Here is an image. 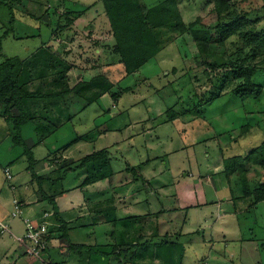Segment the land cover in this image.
<instances>
[{
	"label": "crops",
	"instance_id": "crops-1",
	"mask_svg": "<svg viewBox=\"0 0 264 264\" xmlns=\"http://www.w3.org/2000/svg\"><path fill=\"white\" fill-rule=\"evenodd\" d=\"M46 1L48 2V0ZM142 1L147 6L154 7L166 0H160L161 2L158 1L154 4H147L144 0ZM30 3L32 5V7H30L31 9L25 8L30 12L33 10H42L45 6L44 1ZM99 3H101L100 0H55V3H52V7L54 10L53 15L56 18V25L51 30V37L49 40L46 43H40V45L34 44L31 47H27L28 49L24 56H11V58L18 57L21 60H27L31 65V70L34 74L31 75L32 78L28 80L26 86V90L30 93L61 90L60 83H64V85L69 88H73L80 81L89 82L94 77L100 75L107 77L115 87L112 92L103 95L96 103L90 105L86 110L76 115H73V113L66 108V100L64 99L30 101L29 111L32 118L21 130L24 146L14 143L10 131L12 127L10 120L3 116L0 117V226H9L8 231L5 232H2L0 227V264H120L119 260L121 259H116L114 256H112L111 259L108 258L105 254V250L111 249V246L120 244L135 245L138 241L141 243L146 241L159 242L167 237H175V239L184 238L180 240V243H183L185 246L183 264H222L218 259L219 255L216 252V248H218L216 247V243L223 241L226 245H231L232 242L235 243L238 241L254 242V240H250V238L253 237H246L245 239L239 237L238 239H233L234 235L230 234L227 218L236 214L237 219H239V216L245 213L254 214L255 217L257 208L264 204V201L253 204L254 201L252 196L247 195L241 185L243 178H245V181L248 183L250 190H253L259 183H264V167L247 164V173L244 177V175H241L239 172H227L225 161L232 158L247 157L252 151L264 143V135L260 133L262 140L259 146H253L254 141L252 137L254 135V129L251 124L245 121V116L249 114L245 112V122L242 124L241 132L237 135V138L235 136L232 137V146L229 147V142L226 141L225 147H219V156L217 159L213 160V163L212 161H207L208 170L205 174L199 175L197 178L195 176L191 177V172L185 175L186 177H191L196 180V184L193 187H189V190L187 187L182 189V191L184 190L182 195L186 193L190 198H196L199 194V196H202L204 199L207 192L211 189L218 194L219 189L216 181L218 178H224L222 188L224 189L223 193L227 194L224 200H211L187 207L179 206L178 211L174 209V211L179 212L174 214H178L179 216L173 218L175 219L173 223L182 225L179 232L170 234L167 228H164V230H160L157 233L155 229L159 223V218L165 217L166 213L172 214L173 210H171V212L162 207L160 211H151L147 206H152L153 204L155 209L157 203L161 205L164 199L167 201L171 199L180 201L182 199L181 194L179 195L174 189V181L167 178L165 170H159L157 167L150 168V174L148 170L145 172L146 168L155 160L154 158L135 165L126 164L124 166H119L118 170L117 167L119 162H122V159L119 157L115 148L117 145L124 142L123 137L120 138L119 136L122 134H119L120 130L115 128H101L103 125H98L97 123L101 117L106 118V116L111 115V109L101 108L99 111L97 108V113L88 115L87 113L92 111L91 108L94 105L99 106L106 97L111 99L113 109L119 110L118 107L122 98L127 95L131 104L126 106L124 111L119 110V113H115L113 119H116L118 115L122 114L130 115L131 113L129 112L140 114L139 107L143 104L145 99L142 98V94H136L137 91L134 90V85L123 86V83L124 81H129L135 76H138L140 72H142L141 70L152 60L156 61L157 64H162L163 60L169 58L168 55L162 56V54L174 48L175 45L173 44H175V42L160 52L136 73L128 76L124 65L120 63L119 56L114 54L111 50L115 44V38L112 34L111 25L106 16L103 4L102 7H100ZM15 4L20 3L17 1ZM2 7L3 6H0V8ZM25 9L24 11H26ZM15 11H17V8H13L12 11L14 19L13 24L16 21ZM91 11L93 14L89 15ZM46 15L49 14L46 13ZM32 18H34V16H32ZM48 18H45V20ZM13 30L12 28V30L9 31L8 36H6L4 32L2 38L7 39L10 37L13 40H29V38H32V36L29 35H26V37L12 35ZM54 35H56L55 38H52ZM40 48L43 50L42 55L30 61L33 54L39 50L41 51ZM0 49H2V45H0ZM90 51L93 52V56L88 54ZM47 52L50 54H47ZM0 55H2L1 52ZM49 55H51L50 59H47L46 57H49ZM3 56L4 55H2V57ZM89 56L93 57V62L91 64L85 62ZM5 57L7 58L10 56H4V58ZM4 60L5 59L1 61L0 65ZM43 61H46V63ZM75 73H77V75ZM62 75H64V79H61ZM168 75H170V73ZM171 76L165 80L162 88L156 89L153 92V95H159L162 101L174 99V101H171L172 103H182L181 105L184 106L178 111H175V108L178 106L169 107L166 111V118L168 120H164L163 123H172V126H176L177 129L174 131H181L183 139H187V137L194 139L196 137L192 135V131L196 129V121L199 122L201 119H210L208 121V126H210V130L213 132L211 138L205 139L204 137V140L201 141L195 139L193 143L189 142L187 144H182L176 149H173L171 155L186 151L188 148L196 147L200 142H202V144L205 143V146L209 149V145L212 143L209 141L213 140L217 142L218 140V142H220V138L228 136L229 133L225 134L220 128L216 127L221 133L211 129V121L213 122L216 120L215 117H212L214 114H210L209 119H206L202 111H200L203 106L210 107L214 105L218 99L226 96L224 92L226 88H224L218 99L210 103H207L208 101H205V103L202 102V106L196 111V104L198 103H192L185 98L179 100V98L182 97L180 94L181 88L179 86V89L176 91L173 90L176 88V85H178V82L172 81L171 79L173 76ZM147 82V79H144L141 85L147 87ZM256 84L262 87V94L259 98L251 97L242 99L236 94H233L232 92L234 89H232L231 93L236 101V107L227 109L228 112H226V114H235L236 111L241 108V105H244L242 102L248 99L250 101L253 99L251 101L253 104L259 102L261 99L263 100V84ZM166 87L171 88L170 93L164 92ZM123 89H129V91L123 92L121 91ZM113 93H119L120 96L115 100L112 97ZM163 93H165V95ZM204 99L205 98H202L200 101ZM263 107L262 111L260 110L258 113H260L262 117L261 120L264 122ZM254 111L255 113L257 112L255 107ZM168 112L171 113L168 114ZM72 116L73 118H71ZM111 119L112 118H110L109 121H111ZM68 125L75 127V138L61 147L55 146L53 148L51 144L56 141V133ZM26 127L28 129L32 128L34 135H28V129H25ZM132 127L133 123H128L121 131L122 133L128 132ZM227 127L229 128V126ZM133 134L136 135L137 132L135 131ZM107 135L113 137V139L109 141L107 147L99 149L93 145L95 142L96 144L101 143ZM244 140H249V142ZM25 146L30 148L34 154V171L38 176L43 177L41 184H37L32 178L31 172L28 170V162L24 156ZM87 147L91 148V153L85 156H78L81 155L83 150ZM39 149H43L44 151L49 149V151H47L46 156L38 158L35 156V153ZM102 150H107L110 153L111 166L114 171L112 178L84 185V181L87 178V172L85 170L69 172L66 175L64 174L67 168L74 167V163H79V161L86 156ZM244 151H247L246 154H244ZM77 152H79V154H76ZM230 152H234V155L228 156L227 154ZM19 163H21V165ZM18 166H20V171L14 173V170L18 168ZM6 169L10 170L12 176L11 180L6 177ZM153 172L156 174H152ZM72 174H74V176L77 175V179L74 177V179H76L74 181L70 178ZM117 175H122L123 177L117 180L115 179ZM68 179L69 186H66L65 183ZM140 182L142 183L141 185ZM6 187L9 188L12 195L7 192ZM51 200L58 208L57 214L53 210V205L50 203ZM238 201L244 202L241 207L236 205ZM225 206L232 209H227ZM111 207L115 209L117 219L114 223H108L104 218L106 208ZM200 207L202 209L204 207L208 209L215 208V211H212V214L207 216V220L200 219L202 215L199 216L198 214L197 218H199V222L196 228L192 230L188 228L191 223L189 212L193 209L200 210ZM181 210H186V212H181ZM15 218L20 219V222L16 225L12 223V220ZM194 218L196 222V214ZM24 219L38 223L46 220L51 224L49 227V234L50 232L52 233L50 234L52 238H49L50 247L45 254V263L28 257L16 241V237L20 236L19 233L25 231ZM173 219H166L165 221L170 224ZM106 224H113L112 226H114L115 229L117 228L115 230V232H117L116 235H111L112 243H105L103 234H98V232L95 231V229L101 228ZM12 225H14V229L17 231L18 235L13 233ZM221 225H223L222 228H220ZM216 226L220 228V233H223V237L220 239H216L215 235L212 233ZM209 231L211 234L206 236V233L209 234ZM76 232H86V235L82 236L85 242H82L81 239L83 238L80 239V235L76 238ZM6 236H8V238H6ZM86 238L89 242H86ZM229 240L231 242H228ZM233 251L237 250L233 249ZM238 252L242 254V251L238 250ZM127 256L130 259V255ZM224 257H230L231 260V254L224 253ZM234 257L235 256H232V258ZM225 259L224 262L227 264V259L226 261ZM125 261L126 260L123 259L122 264H125Z\"/></svg>",
	"mask_w": 264,
	"mask_h": 264
},
{
	"label": "rangeland",
	"instance_id": "rangeland-1",
	"mask_svg": "<svg viewBox=\"0 0 264 264\" xmlns=\"http://www.w3.org/2000/svg\"><path fill=\"white\" fill-rule=\"evenodd\" d=\"M20 4H14L13 8H17V11H15L16 14V21L13 24L11 22V12L8 8L2 7L0 8V45H2V49H0V52L4 56H24L26 54L27 47H31L34 44L40 45V43H46L49 38L51 37V30L56 25L55 17L53 15V7L52 3H55V0H17ZM44 1L45 6L42 8V10L38 11H28L26 10L31 9L32 7L30 2L38 3ZM147 4H154L160 0H144ZM163 1V0H161ZM160 1V2H161ZM232 1V5L234 8H236L237 12L239 14L246 13V11H254L255 13L258 12L257 15L261 17V20H259L260 24L257 26L258 30L264 32V9H262V0H230ZM213 2L214 0H178V8L182 15V18L186 24L189 23H195L197 19L201 20L200 29L211 27L214 28L217 25V20L215 15H213L211 12L213 11ZM30 3V5H29ZM43 3V2H42ZM27 5V6H26ZM100 7H102V3H99ZM24 7V8H23ZM26 8V9H25ZM24 9L26 11H24ZM49 10V11H48ZM96 12V11H94ZM48 13L49 15H46ZM93 14L91 11L89 15ZM102 15V14H101ZM34 16V18H32ZM50 17V18H48ZM45 18H48L45 20ZM257 25V24H256ZM14 29L12 32V35L18 36H24L26 35L32 36V38H29V40H13L12 38L3 39L2 36L4 32L10 31L11 29ZM36 36V37H35ZM177 41V42H176ZM175 47L171 48L170 50H167L162 54L168 55L169 58L167 60H163L162 64H157L156 61L149 62L140 72L138 76H135L131 80L124 81L123 86L128 85H134L133 88L136 90V94L140 95L142 94V98L145 99L143 101V104L139 107V113H131L130 115L122 114L118 115L116 119H113L114 114L119 113L120 111H124L125 107L130 105L131 102H129V98L127 95H125L121 103L119 105L118 109H113L112 107V101L109 97H106L102 100L99 106L94 105L91 108V112L88 114H95L98 112L99 109H111V115L106 116V118H100L99 121H97L98 125H103L101 128H115L117 130H120L119 135L120 138L123 137V141L121 144L117 145L115 150L117 151L119 157H121L122 162H119V166H124L126 164L135 165L141 162H144L148 159H155L149 167L146 168L145 172L150 174L151 170L150 168L157 167L159 170H165L167 178L171 179V181H174V189L181 194V200H162L161 205L160 203H157V206L154 209V205L152 204L147 206L148 209L150 208L151 211L162 210V207H164L166 210H173L172 214L166 213L165 217L159 218V223L155 229L157 233L160 230H164V228H167L168 232L170 234H175L179 232V229L182 228V225H178L175 222V219L179 213L174 211V209H177L178 207H187L191 205H197L198 203H203L206 201L211 200H224V197L227 194H224L223 186V179L224 178H218L216 181L217 187L219 189L218 194H216L213 189L207 192L206 197L203 199L202 196H199L196 198H190L188 194H183L185 187L189 190V187H193L196 184V180L192 179L191 177H196L199 175H203L207 172L208 166L207 161H212L217 159L219 156V147H225L226 141L229 142V147L232 146V137H236L241 132L242 124L246 121L247 123L251 124L253 127V146L257 147L259 146L262 137L260 136L262 133L264 135V122L261 120V115L258 113L260 110L262 111V107L264 105V99L259 100V102H251L249 99L246 101H243L242 103L244 105H241V108L236 111L235 114L227 113V109L236 107V101L232 97L234 92L231 93L232 89H235L237 85L241 83V81H233L231 74L228 70L230 68V64L228 62H233L236 64H240L242 62L247 64H254L258 67V71L255 74V78L253 79L254 82L258 84H263L264 88V55L261 56L259 54H256V49L251 47H246V42L242 37L233 36L228 41H226L225 44L219 43V39L213 40L210 45L211 53L203 56L198 51V46L195 44L194 38L190 34H185L183 36L177 37V39L174 41ZM173 42V43H174ZM115 43V42H114ZM172 44V43H171ZM169 44V45H171ZM115 45V44H114ZM168 45V46H169ZM112 50V49H111ZM172 53V54H171ZM47 54H50L47 52ZM88 54H91L93 56V52L90 51ZM0 55V63L3 61L4 56L2 57ZM49 57H46L47 59H50ZM34 58H30V61ZM223 59V61L219 60ZM158 60V59H157ZM206 60V61H205ZM46 63V61H43ZM87 64H91L93 62V57L89 56L86 61ZM204 62H209L212 64H220L222 65L223 62L227 65L223 66H217L211 73L207 74L208 68L204 65ZM222 63V64H221ZM88 69V68H87ZM170 75H168L169 73ZM31 75L32 72L30 73ZM77 75V73H75ZM93 74V73H92ZM181 74V75H180ZM173 77H172V76ZM228 75V77H227ZM171 76L172 81L178 82V85H176V88L173 89L176 91L179 89V86L181 88V98L186 99L187 101H191L192 103L196 102V106L205 103V101H210L211 98L216 93V89L212 87L213 82L217 83V87L219 86L222 81H225V90L226 96L222 97L221 99H218V101L212 105V106H203L200 111L204 114V117L206 119H209L210 114H214L212 117H215V121H211L212 128L219 132L217 128H220L222 132L225 134H228V136H224V138H220L218 142H215L213 140L209 141L212 142L209 145V149L205 146V143L202 144L200 142L199 145L193 148H188L186 151H182L178 154L171 155V151L173 149H176L177 147L181 146L184 143H193L195 142V139L198 141L211 138L213 136V132L210 130V126H208V121L210 120H199L196 121V129L192 131V135L196 138H188L183 139L182 138V132L181 131H174L176 126H172V123H163L164 120H168L166 118V111L169 107L174 106L175 111H178L183 107L184 105L180 104H174L171 101H174V99L162 101V98H160L159 95L154 96L153 92L156 89L162 88L165 80ZM144 79H147V87L142 86L141 84L144 82ZM130 82V83H129ZM137 82V83H135ZM141 88V89H139ZM122 89V88H120ZM165 89V88H164ZM163 89V90H164ZM119 90V89H118ZM171 88L166 87L164 90L165 93H170ZM158 92V91H157ZM223 92V91H222ZM162 93V91H161ZM165 93H163L165 95ZM205 95V96H204ZM194 97V98H193ZM200 97V98H199ZM177 98V97H175ZM205 98L203 101H200V99ZM239 101V100H238ZM190 103V102H189ZM193 106V105H192ZM189 107V106H188ZM191 107V106H190ZM257 111L255 113L254 111ZM98 108V110H97ZM203 109V110H202ZM264 109V107H263ZM100 111V110H99ZM197 111V110H196ZM245 112L249 113L247 116H245ZM163 113V115H162ZM171 112H168L170 114ZM246 119H245V117ZM148 117V118H147ZM211 117V118H212ZM85 118V117H84ZM91 118V117H90ZM111 121H109V119ZM150 118V120H149ZM245 119V121H244ZM248 119V121H247ZM147 120V121H146ZM142 121V122H140ZM128 123H133V127L128 132H123L124 126ZM224 124V125H222ZM229 126V128L227 126ZM217 127V128H216ZM25 129H28L27 127ZM190 130V129H189ZM196 130V131H195ZM137 132L136 135L133 134V132ZM28 135H34L32 128L28 129ZM206 132V134H205ZM231 132V133H230ZM202 133V135H201ZM76 135L75 127L68 125L67 127H64L60 131L56 133V141H54L53 148L61 147L62 145H65L69 142H71ZM191 135V136H192ZM118 136V137H119ZM190 136V137H191ZM115 138V137H114ZM112 136H106L104 137V140L101 143L96 144L93 143V145L97 148H105L108 146V143L110 140H112ZM173 143H172V141ZM248 141L249 140H244ZM215 143V144H214ZM89 144V143H88ZM50 145V146H51ZM216 145V146H215ZM217 149H216V148ZM50 149V148H49ZM47 149V151H49ZM43 149H39L36 151L35 156L38 158H41L42 156H46L47 151H42ZM243 150V149H242ZM245 150V149H244ZM91 148L87 147L83 150L81 155L78 156H85L87 154L91 153ZM247 151H244V154H246ZM76 154H79L77 152ZM173 154V153H172ZM228 156L234 155V152H230L227 154ZM158 158V159H157ZM21 165V163H19ZM18 164V165H19ZM152 166V167H151ZM20 166L14 170V173L20 171ZM192 173L191 177H186V173ZM152 174H156L153 172ZM149 176V175H148ZM77 175L74 176V174L70 175V178L74 181V179ZM122 175H117L115 179L122 178ZM69 178V179H70ZM69 179L65 183L66 186H69ZM11 183V182H10ZM142 183L140 182V185ZM220 185V186H219ZM7 192L11 194L9 191V188L6 187ZM191 191V190H190ZM12 195V194H11ZM180 199V198H179ZM243 201L236 202L237 206H242ZM227 209L228 206H225ZM201 208V207H200ZM190 211V210H188ZM212 211H215V208H207L204 207L200 210H191L189 212V218H191V223L188 228L194 229L197 226V223L199 222V218H197L198 214L199 216L202 215V220H207V216L212 214ZM181 212H186V210ZM182 213V214H184ZM195 214H196V222H195ZM166 219L170 220L173 219V221L169 224L166 223ZM20 222V219L15 218L12 220V223L14 225L18 224ZM203 222V221H202ZM228 222V229L230 230V234L234 235L233 239H238L239 237H243L244 239L250 238L251 241L254 240V242H235L231 245H226L225 242H218L216 243V252L218 253L219 257L218 259L221 261L222 264H225L224 259V253L231 254V260L230 257H227V264H264V204L259 206L256 211V216L254 217V214H243L239 216V219H237L236 214L234 216H231L227 218ZM196 224V225H195ZM242 226H241V225ZM13 227V233L18 235L17 231H15ZM113 225V224H112ZM112 225H105L101 228L95 229L98 234H103L104 242L105 243H112V236L113 234L116 235L117 232H115V227ZM223 225H221L220 228H222ZM152 227V226H151ZM218 226L215 227V230L213 229V235H215L216 239H220L223 237V233H220L221 230ZM224 230V228H223ZM240 230V231H238ZM25 232V231H24ZM19 233L20 236L24 234ZM88 232V231H87ZM206 233V236L210 235ZM80 235V239L83 238V235H86V232H76L75 236L78 238ZM236 237V238H235ZM8 238V236H6ZM232 238V237H231ZM87 239V238H86ZM172 239V238H171ZM184 238H177L176 241L183 240ZM77 240V239H76ZM82 242H85L84 238L81 239ZM79 240V241H81ZM174 240V239H173ZM86 242H89L88 239ZM228 242H231L230 240ZM220 244V245H219ZM238 246V247H237ZM243 246V247H242ZM233 249H236L237 251H233ZM238 250L242 251V254L238 252ZM106 252L111 251V249H106ZM89 254V253H87ZM131 259V254H129ZM232 256H235L232 258ZM124 259L125 264H129V258L128 256H125ZM217 259V260H218ZM225 259V261H226ZM232 261V262H231Z\"/></svg>",
	"mask_w": 264,
	"mask_h": 264
},
{
	"label": "trees",
	"instance_id": "trees-1",
	"mask_svg": "<svg viewBox=\"0 0 264 264\" xmlns=\"http://www.w3.org/2000/svg\"><path fill=\"white\" fill-rule=\"evenodd\" d=\"M103 4L106 16L111 25V31L115 38V45L112 48L114 54L120 58V63L124 65L126 74L132 75L140 68L155 58L160 52L173 43L177 37L190 34L198 51L203 56L211 53L210 43L219 39V43L225 44L233 36H240L246 42V47L256 49V54L264 55V32L258 30L261 17L258 12L246 11L239 14L233 7L230 0H214L213 11L217 20L214 28L206 27L200 29L201 20L195 23L186 24L178 8V0H166L163 3L149 7L142 0H100ZM17 0H0V6L6 7L11 12V22L13 23V6ZM264 9V0H262ZM70 22V21H69ZM257 24V25H256ZM258 28V29H257ZM12 30V29H11ZM8 36L9 31L5 32ZM54 35L52 38H55ZM43 48V47H42ZM37 51L31 57L37 59L42 55L43 50ZM206 54V55H205ZM0 65V117L3 116L12 123L11 133L13 141L17 145L24 146L21 136L22 127L31 121L29 102L34 100H66V108L73 115L80 113L90 105L96 103L103 95L113 91L115 85L105 76L94 77L89 82L80 81L73 88H69L60 83L61 90H48L28 92L26 86L31 79V65L27 60L18 57H5ZM220 61L223 59H219ZM206 61V60H205ZM210 68L207 74L211 73L217 66L227 65L223 62L212 64L204 62ZM228 70L233 81H241L233 92L240 98H259L262 94V87L254 82L258 67L254 64L228 62ZM38 73V72H37ZM40 75V74H39ZM228 77V75H227ZM229 78V77H228ZM61 79H64L62 75ZM216 93L207 103L218 99L225 88V81L219 84L213 82ZM128 92L129 89L121 90ZM119 93H113L116 100ZM202 104L196 106L198 110ZM31 116V117H30ZM73 118V116L71 117ZM24 156L28 162V170L32 178L41 184L43 177L38 176L34 171L35 159L30 148L25 146ZM227 172H239L246 176V165L264 167V143L252 151L245 158H232L225 161ZM85 170L87 178L84 185L92 184L100 180L112 178L114 171L111 166L110 153L102 150L86 156L79 163H74V167H69L64 171L69 172ZM242 187L247 195L253 198V204L264 201V183H259L253 190H250L245 178L242 179ZM53 210L58 213V208L51 200ZM104 218L108 223L117 221L115 209L106 208ZM50 234H52L50 232ZM48 235V239L52 238ZM172 238V239H171ZM175 237H167L159 242H137L135 245H115L111 246V251L105 254L111 259L112 256L123 263L125 256L131 254L129 264H183L185 257V246L179 241L173 240ZM79 249V248H78ZM108 259V260H110Z\"/></svg>",
	"mask_w": 264,
	"mask_h": 264
},
{
	"label": "built area",
	"instance_id": "built-area-1",
	"mask_svg": "<svg viewBox=\"0 0 264 264\" xmlns=\"http://www.w3.org/2000/svg\"><path fill=\"white\" fill-rule=\"evenodd\" d=\"M7 179L11 180L12 176L9 169L5 171ZM25 232L23 235L16 237L17 243L21 246L25 254L41 263H45V254L50 247L48 239L49 227L51 224L44 220L38 223L32 220H23ZM2 232L8 231V225H1Z\"/></svg>",
	"mask_w": 264,
	"mask_h": 264
}]
</instances>
